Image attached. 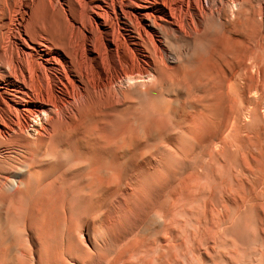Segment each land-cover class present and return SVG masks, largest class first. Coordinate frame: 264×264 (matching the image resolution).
Instances as JSON below:
<instances>
[{
    "label": "bare ground",
    "instance_id": "obj_1",
    "mask_svg": "<svg viewBox=\"0 0 264 264\" xmlns=\"http://www.w3.org/2000/svg\"><path fill=\"white\" fill-rule=\"evenodd\" d=\"M34 1L0 0V263L88 264L79 230L104 257L95 222L104 186L121 182L120 150H219L206 174L215 207L199 201L205 187L191 200L202 234L207 210L219 228L246 204L224 139L264 132V0ZM46 184L62 193L54 223L39 205L50 203ZM160 185L152 205L165 243L154 260L171 264L177 198Z\"/></svg>",
    "mask_w": 264,
    "mask_h": 264
},
{
    "label": "rangeland",
    "instance_id": "obj_2",
    "mask_svg": "<svg viewBox=\"0 0 264 264\" xmlns=\"http://www.w3.org/2000/svg\"><path fill=\"white\" fill-rule=\"evenodd\" d=\"M63 9L69 20L76 18L77 8L71 2ZM55 10L61 11V6L56 5ZM45 21L49 29L56 30L55 25ZM168 90L173 92L174 87ZM197 95L195 91L182 94L181 105L192 106L193 103H189L195 101ZM183 140L194 142L189 138ZM224 140L229 143L225 161L236 169L240 194L248 197V201L240 209L236 208L235 213L219 228L211 223L207 210L203 234L201 229L196 230L198 216L194 213L193 218L189 217L190 205L191 200L196 199L197 191L205 187V202L199 201L206 204L207 209L215 207L210 182L213 178L208 170L223 162L222 157L217 155L219 150H173L167 144L158 150H120L121 182L117 186H104L106 200L101 212L102 221L95 222L105 233L111 247L107 244L104 247L105 256L99 258L97 250L84 242L85 231L77 232L80 243L94 253L88 264H160V259L154 260V256L160 252L157 247L165 241L160 237V210L152 203L162 190L160 184L164 182L177 198L175 202L171 201L169 217L173 219L172 226L175 228L172 227L175 235L172 248L180 250L170 252L171 264H264V132L259 137L237 136ZM217 141L213 138L210 143L215 145ZM247 165L252 169L248 170ZM206 174L210 179L206 178ZM43 193L50 203L44 205L40 202L39 205L43 206L47 222L54 223L61 217L62 193L50 184L44 185ZM85 207L82 204L81 209ZM4 228L6 226L0 224V229ZM216 229H219V234L214 243L211 232ZM198 232L200 234H196ZM18 245L24 246L23 242ZM69 264L77 263L70 261Z\"/></svg>",
    "mask_w": 264,
    "mask_h": 264
}]
</instances>
